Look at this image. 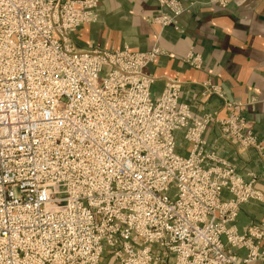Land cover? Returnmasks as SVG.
Masks as SVG:
<instances>
[{
    "label": "built area",
    "instance_id": "built-area-1",
    "mask_svg": "<svg viewBox=\"0 0 264 264\" xmlns=\"http://www.w3.org/2000/svg\"><path fill=\"white\" fill-rule=\"evenodd\" d=\"M158 2L170 12L149 21L172 25L182 9ZM96 4L0 0V264H264V218L235 228L242 206L264 202L256 179L207 139L216 126L264 154L246 105L207 83L223 115L194 112L173 81L152 96L157 47L76 48Z\"/></svg>",
    "mask_w": 264,
    "mask_h": 264
},
{
    "label": "crops",
    "instance_id": "crops-1",
    "mask_svg": "<svg viewBox=\"0 0 264 264\" xmlns=\"http://www.w3.org/2000/svg\"><path fill=\"white\" fill-rule=\"evenodd\" d=\"M179 1L188 12L178 16L180 31H175L146 21L158 10L155 0H98L96 21L81 25L72 35L73 43L80 50L126 47L133 52L157 45L162 54L143 70L154 78L152 96L159 95L169 81L176 82L179 99L196 113L224 114L221 99L204 95L202 84L216 85L241 103L254 91V104L245 108L246 127L264 136V0H239L225 9L212 5V0ZM190 52L200 57L199 68L184 62ZM207 139L242 178L250 173L255 177L254 188L264 197V154L252 149L236 151L216 126ZM178 144L177 152L185 155L180 136ZM263 218L264 202L248 203L238 213L236 231L241 234L247 225ZM235 253L245 254L242 250Z\"/></svg>",
    "mask_w": 264,
    "mask_h": 264
},
{
    "label": "rangeland",
    "instance_id": "rangeland-1",
    "mask_svg": "<svg viewBox=\"0 0 264 264\" xmlns=\"http://www.w3.org/2000/svg\"><path fill=\"white\" fill-rule=\"evenodd\" d=\"M168 1H174V2H176V3H178V5H179V7H180V9H182V12L180 13V15L182 14V13H184V12H188L187 10V8H185V7H183L182 5H181V3H180V1L179 0H168ZM212 1H216V0H212ZM211 1V2H212ZM237 1H239V0H237ZM236 1V2H237ZM97 2H98V0H97ZM155 2H156V5L158 6V10H157V12L154 14V15H152V16H150V17H148V18H146V21L147 22H150L149 21V18H152V17H154L156 14H158L161 10H163L165 13H167V14H169V12H170V9H166V8H162V7H160V4H159V2H158V0H155ZM236 2H233V1H230V2H228V4H227V6L226 7H224V8H221V7H219V8H221V9H225V8H227V7H229L230 5H236ZM212 4V3H211ZM212 5H214V4H212ZM216 6V5H215ZM218 7V6H217ZM96 9H97V4H96V8H95V19H93V21L92 22H94V21H96V19H97V13H96ZM179 15V16H180ZM177 18H178V16L176 17V19H174V22L172 23V25H167V26H164V27H162V26H159V25H157V24H155V25H157L160 29H164V28H167V27H171L172 29H174L175 31H180V28H179V26H178V24H177ZM88 23H91V22H88ZM151 23V22H150ZM154 24V23H153ZM155 47H157L158 49H159V51H160V53L158 54V55H156L155 56V58H154V60L157 58V56H159V55H161L162 54V51L160 50V48L156 45ZM123 48H126V47H123ZM154 48V47H153ZM112 49V48H111ZM122 49V48H121ZM121 49H115V50H121ZM148 51H150V50H148ZM148 51H143V52H140V53H145V52H148ZM190 53H192V52H190ZM196 55V54H195ZM198 56V55H197ZM186 58L184 59V62L186 63ZM201 60V59H200ZM187 64V63H186ZM256 100V95H255V92L253 91L252 92V94L251 95H249V97H248V100L246 101V103H242V104H245L246 106L247 105H249V106H251L252 107V105L254 104V101ZM235 101H237V100H235ZM238 102H240V101H238ZM241 103V102H240ZM259 134V133H258ZM241 251V250H240ZM243 251V250H242ZM245 253V252H244ZM237 255V254H236ZM245 255V254H244ZM238 256V255H237ZM238 257H240V256H238ZM240 258H242V257H240Z\"/></svg>",
    "mask_w": 264,
    "mask_h": 264
}]
</instances>
